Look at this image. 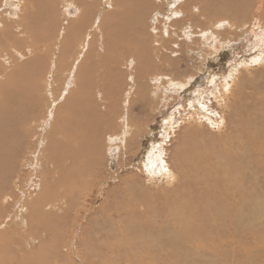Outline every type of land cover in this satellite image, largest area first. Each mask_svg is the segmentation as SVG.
Masks as SVG:
<instances>
[{"label": "bare ground", "instance_id": "1", "mask_svg": "<svg viewBox=\"0 0 264 264\" xmlns=\"http://www.w3.org/2000/svg\"><path fill=\"white\" fill-rule=\"evenodd\" d=\"M61 1L65 4L63 6L66 19L75 20L67 22L68 28L66 26L60 29L62 32H59L60 39L57 40L59 45L64 33L67 36H75L80 29L87 27L88 14L93 7L102 5V8L105 6L111 12H99L94 20L90 17L93 23L84 40L80 38L77 43L65 40L57 47L58 43H55V36L51 32V40L42 43L54 46L52 49L46 46L32 60L16 64L10 74L4 65L11 63L5 61V64H0V264H22L23 257L20 254L23 249L30 248L36 242L38 246L35 249L44 250V244L50 246L46 243L48 236L53 235L54 229L61 225L56 217L58 215H54L52 209L62 202V206H65V216L61 220L64 222L78 201V197L73 196L74 185L81 181L86 184L93 181L94 164L85 166V163H93L96 153L100 151L98 142L101 143L103 139L102 146L105 151L109 147L112 153L119 148L124 150L123 144L129 139L133 141L136 131H142V124H133V112L137 109L134 108V103L138 99L147 101L148 106L144 104V107L148 110L138 106V112L148 111V115H153L160 106L167 103L163 102L165 90L174 91L178 95L186 91V82L189 81L182 80L183 58L189 61L188 53H199L201 50L206 52L207 45L212 42L222 45L225 32H228L224 27H238L230 22L234 11L225 5L214 4L213 0H181V4L180 0H170L167 6L174 8L178 5L174 12L180 11L183 15L179 20L180 25L186 27L189 24L193 34L203 35L206 43L195 39L192 44H186L172 39L167 41L161 37H158L157 41L149 34L143 37L141 19L149 9L158 13L157 6L162 0H101L99 3L97 0H60V3ZM258 1L263 9L264 0ZM0 2V29L4 28L2 19L12 24L15 30L23 29L25 22L26 28L33 26L38 11L45 13L50 10L52 13L56 7L55 0L50 3L47 1L49 4L45 0H29L33 12L21 18L28 0ZM215 11V15L220 12L223 19L215 16L217 21L212 18L211 15ZM133 13L136 14L134 21ZM209 17L214 25H209L204 20ZM5 27L7 29L6 24ZM37 28L39 30V27ZM95 39L104 63L109 64L111 59L115 61L122 58L126 69L131 72L128 76L131 79L128 87H135V92L129 104L120 101V89L115 79H112L110 84L106 83L108 73L98 78L99 90L96 93L94 87L97 82L94 75L89 71L83 76L85 67L82 61L80 62V57L89 52ZM82 40L83 43L78 47L81 56L79 55L71 68L63 73H68V78L60 96L56 97L50 80L53 74L52 79L56 82V60L65 53L72 52ZM33 44L35 47L28 50L31 55V50L36 49L40 43ZM249 44L250 41L247 43L246 52L255 53L249 61H263V26L261 34H256L255 40ZM55 48H60V56L57 58L52 57L56 52ZM217 48L215 47V50ZM13 52L16 59L22 62L24 56L21 52ZM166 52L175 55V59L169 57ZM50 55L51 73L47 78L46 71H42L41 67ZM241 65L247 66V63ZM112 71L116 73L115 70ZM229 77L225 78V84H220L221 78L218 75L213 76L209 87L195 90L191 100L185 102L188 107L186 112H189L188 123L213 124L219 129L226 127L227 133L219 139H224L228 148L199 151L195 150L196 145L192 140L185 141L174 151L163 149L164 143L161 142L151 144L149 156L143 163V168L150 173L151 182L174 185L176 176L170 175V168L164 167L163 170V167H160L163 163L162 154L166 151L171 159L174 158V155L171 156L174 153L183 173L178 174L181 178L179 190L172 199L165 201L163 206L155 207L135 194L144 187L129 177L125 182L128 187L131 186L129 188H132L130 192L133 195L129 194L127 203H114L112 207L115 216L119 218V221L112 225V230L134 237L133 241H120V245L124 250L131 252L134 260L140 264H148L149 260L154 262L153 264H243L248 252L245 242L247 223L253 225L252 233L255 238L260 236V252L264 253V235L261 234L264 231V185L257 183L259 178L264 177V100L253 99L251 103H243L240 97L235 104L225 102V94L231 86L227 83ZM162 79H170V82L165 83ZM74 86L76 92L72 91ZM71 92L75 94L64 102ZM205 93L220 106L227 105L226 108L230 110L227 115L232 117V126L227 124L225 113L220 115L211 110V102L207 101ZM45 95L49 97L47 102ZM60 101L66 104L59 107ZM101 102L105 103L103 113L97 111L98 103ZM184 105L182 102L179 108ZM127 116L130 118L123 129L122 138L109 142V138L121 129L119 124L116 130L111 127L112 119H124ZM174 123L172 113L163 123L161 138L164 142L169 136L167 125L170 128ZM103 128L104 135L101 132ZM229 136L230 142L227 140ZM94 149L96 153L93 154ZM248 179H255L256 186L252 191L246 188V182L251 181L253 184V181ZM37 188H40L38 194ZM252 204L256 207L251 206ZM257 205L262 207L257 208ZM9 209L12 210L10 214ZM121 209L125 210L124 214L120 213ZM10 217L13 218L8 222ZM164 223L165 227L160 228ZM25 235L28 240L22 243ZM49 242L54 243V240ZM53 248L49 250L54 253ZM151 249H154L153 253L149 252ZM27 250L32 251L33 248ZM49 250L42 251L40 264H51L50 257L53 253ZM28 257L37 259L32 253ZM261 264H264V260H261Z\"/></svg>", "mask_w": 264, "mask_h": 264}, {"label": "rangeland", "instance_id": "2", "mask_svg": "<svg viewBox=\"0 0 264 264\" xmlns=\"http://www.w3.org/2000/svg\"><path fill=\"white\" fill-rule=\"evenodd\" d=\"M47 1L49 2L50 0H45L46 3H48ZM55 1L56 7L53 9H55L56 12L55 10L53 11L52 8V13L49 12L50 10L45 11V13L38 11L36 18L33 21V26L31 25L26 28L25 22L23 29L20 28L21 30H15V27H12V24L5 21V19H2L4 28L0 29V41L2 42V44H0V64H5V61L11 63L10 65H4L8 74L13 72V70L16 68V64H23L29 60H32L38 54H40L46 46H49L52 49L54 46L43 44L45 41L49 42V40H51V32L55 36V43H58L57 40L60 37L59 34H61L59 32H62L60 29H63L66 26L68 28V23L73 22L72 20H75H71L69 18L66 19L67 17L64 16L65 4L62 3V1L61 4L60 0ZM169 1L170 0H162V2L158 3L157 6L158 13H155L152 9H149L146 16L141 19L143 37H147L149 34L150 37L156 39L157 41L158 37H161L167 39V41L174 40L184 42L186 44H192L195 39L205 41L206 43V40L202 38L203 35L193 34V30L188 26L189 24L186 27H182V25H180L181 22H179V20L183 17V15L180 13V11L177 13L174 12L178 5L174 6V8L167 6ZM89 2H91V0H89ZM97 2L99 3L102 1L97 0ZM1 3L2 2H0V5ZM181 3L182 2L180 0L179 4ZM213 3L225 5L230 10L234 11V15L232 16L230 22L237 25L238 27L233 28L232 26V30L228 28L227 25L224 27L228 32H225L222 45L217 42H212V44L209 46L207 45L208 52L201 50L199 53H188L187 56H189V61H186L185 58H183L184 61L181 63L184 64L181 68L182 80L189 81V83L186 82L188 85L186 91L178 95L174 91L165 90L163 94V102L167 103L166 105L163 104V106H160L158 108L159 110L155 111L153 115H148V111L144 113L138 112V109H140L139 107H143L145 111L148 110L145 108L148 104L147 101L138 99V101L134 103L133 106L135 109H137L133 112V124H142V131H134L135 139H133V141L128 137L129 141L123 144L124 150L119 148L118 151L112 153L109 147L108 150L105 151L103 149V139L101 140V143L98 142L100 144L98 145L100 151L97 153L95 149L92 151L93 154L96 153L93 163L92 161L85 163V166L94 164L93 169L95 171V175L93 177V181H89L88 184H86L84 181H81L80 183H76L74 185L72 192L73 196L78 197V201L73 205L64 222L61 220V218L65 216V206H62V202L57 203L56 207L52 209V213L54 215H58L56 217L61 224L58 226V228L55 226L57 229H54L53 231L54 237L51 234L50 237L48 236L46 242L50 246L51 244H53V247L56 246L55 250L51 246L54 253L50 251L52 248L50 246L47 247V244L43 245H46V248H43L44 250H41L42 248L35 249L38 246V242H36V244H33L30 248L26 247L23 249V252L20 254V256L23 257L22 264H40L39 259L41 258L42 251H47L49 248V252L51 254L53 253L50 257L51 264H140V262H136L134 260L131 252L124 250L120 245V241L122 243L126 241H133L134 237L120 234L119 232L112 230V225L119 221V218L115 216L112 207L114 203H127L126 200L130 198V195H133V193L130 192L132 191V188H129L131 186L128 187L127 183L125 182V180L128 181L129 177L132 179L134 178L139 185L144 187H141L143 190H137L135 192L137 196L144 198L155 207L157 205L159 207L163 206L165 201L172 199V196L179 190V182L181 181V178L178 177V174H183L181 172L182 167L177 164L179 160L175 154L172 153L171 156L174 155V158L170 159L167 152L165 151L162 154L163 163H161L160 167H163V170L164 167H169V173L172 176H176V182L172 186H168L165 183L160 184L156 182H153V184L150 180V173L143 168V163L149 156V148L151 144H154L155 142H161L164 143L163 149L166 150L169 148L170 151H174L175 148L179 149V146L185 141L192 140L196 145L195 150L199 151L205 149L219 151L218 148H223L224 150L228 148L227 142L224 139H219L225 136L227 133L225 126L224 128L221 127L219 129L213 124L208 125L204 122L205 124L199 123L200 126L198 128L199 124L194 123V125L191 122H189L190 124L187 122V115L189 112H186L188 107L185 102L191 100L192 94L195 90H204L205 88L209 87V82L215 75H218V77L221 78L220 84H225V78L230 76L227 80V83L231 86L229 92L225 94V102L229 101L230 104H235L240 97L243 103H251L253 102V99L257 101L264 100V60L262 59L263 61L258 63H251L249 61L251 59L250 57H253L255 53L252 51L246 52L248 50L247 43L250 41L249 45H251V42L255 40V35L261 34L262 26L264 27V8L261 9L262 4L258 0H213ZM93 8L94 9L88 14L87 27L82 30L80 29L75 36H67L66 33H64V36L61 35V37H63L61 38L60 45L58 43L57 47L61 46V43L65 40L66 42L71 41L72 43H77L80 38L84 40L87 30L91 27L97 14L99 12H103L104 14L111 12V10H108V8L105 6L102 8V5ZM23 11L24 12L21 13V18L25 17L28 13L33 12L32 5L29 3V0L26 6L23 8ZM195 11L196 9L194 8V12ZM215 13L216 11L211 15L212 18L217 21V18L223 19L220 15V12H218V15H215ZM90 17H92L93 20H91ZM211 17L204 20L207 21L209 25H214ZM135 18L136 14L133 13V21ZM156 20H159V22ZM163 26H165V28ZM37 27H39V30ZM125 34L127 33L125 32ZM83 40L79 45L74 47L72 52L69 54L65 53L62 56L59 54L60 48H55L56 52L52 55V57H60L56 60V82L54 83L52 79L53 74L51 75L50 80L53 83V89L56 97L60 96L64 87V82L67 81L68 78L66 76L68 73H65V75H63V73L71 68L74 60L79 55L81 56V51L78 50V47L83 43ZM34 42H38L40 44H38L36 49L31 50V55L28 50L30 47H35V44H33ZM215 47H219L220 49L217 48V50H215ZM13 50L20 51L24 56L22 62H19L16 59L17 57L15 56V52H13ZM166 54L171 58L173 57L174 59L176 57L175 55L172 56L170 52H166ZM101 56L102 53L98 47V44H96L95 39L93 45L89 48V52L85 56L82 55L80 57V62L82 61L83 67H85V70L82 72L83 76H85L89 71L92 75H94L93 77L97 82L94 87L96 93L99 90V88H97L99 85L98 78L102 74L108 73L109 76L106 77V83L110 84L112 79H115L120 89L118 95L120 97V101L122 103L129 104L133 100L135 87H128V84L131 83V79L128 78L131 72L129 69H126L125 61L123 62L122 58H117L115 61L111 59L109 64H106L102 61ZM50 60L51 55L48 61L41 67L42 71H46L45 76L47 78L50 77L51 73ZM244 62L247 63V66L241 65L244 64ZM231 65L236 67H229ZM112 70H115L116 73H113ZM171 78L173 80V77ZM161 81L169 83L170 79H162ZM154 82L155 80H153L152 86L155 85ZM73 90L76 92L75 86L72 88V91ZM50 92H52V89ZM74 92L69 93L67 98L63 101L66 102L69 97H72L75 94ZM205 97L207 101L211 102V110H215V112H218L220 115L225 113L227 124L232 126V117L230 118L227 115L230 113V110L226 108L227 105L223 104L220 106L208 93H205ZM45 99L46 102L49 100L48 95H45ZM63 101L58 102L60 103L59 107L66 104ZM181 101L185 105L182 108H179L182 104ZM262 103H264V101ZM104 107V102L98 103L97 111L103 113ZM172 113L174 114L175 125L173 127L170 126V128L169 125H167L166 130H169V136L164 142L161 138V134L163 133V123L170 117ZM175 117L177 118L175 119ZM128 118L130 117L127 116L124 119H112L111 127L116 130L119 124L121 129L109 138V142L113 139L117 140L122 138L123 129L126 127ZM46 130H48V128H46ZM174 131L176 133H174ZM101 132H103L104 135V128L101 130ZM229 139L230 136L227 137L228 141ZM93 143L97 144V142ZM180 150L182 149L180 148ZM30 167H32V164ZM248 180H252L253 184L251 181L246 182V188L249 191H252V189L256 186L255 179ZM257 183L259 185H264V177L259 178ZM36 190V194L40 193V188H37ZM251 206L256 207L253 204ZM260 207H262V205H257V208ZM10 213H12L11 209L8 210V214ZM120 213L124 214L125 210L121 209ZM12 218L13 217H10L8 222L11 221ZM1 219L2 216L0 217V220ZM164 227L165 223L160 228ZM253 228L254 227L252 224L247 223V235L245 237V242L248 246V252L244 258L243 264H261V260H264V253L260 252V236L255 238L252 233ZM26 231L28 230L26 229ZM256 234H259L257 230ZM261 234L264 235V231ZM26 236L27 235L24 236L25 240H23L22 243L28 240L26 239ZM49 238L51 239L49 240ZM52 239L54 240L55 244H50L49 241ZM101 243L103 244L100 246ZM32 248V251L27 250ZM149 252L153 253L154 249H151ZM30 253L35 255L37 259L29 258L28 255ZM153 263L154 262L149 260L148 264Z\"/></svg>", "mask_w": 264, "mask_h": 264}]
</instances>
